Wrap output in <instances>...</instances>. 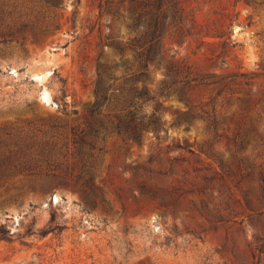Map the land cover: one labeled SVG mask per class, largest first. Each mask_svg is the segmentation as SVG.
<instances>
[{
    "label": "rangeland",
    "instance_id": "1",
    "mask_svg": "<svg viewBox=\"0 0 264 264\" xmlns=\"http://www.w3.org/2000/svg\"><path fill=\"white\" fill-rule=\"evenodd\" d=\"M25 1L1 26L25 40L0 44V137L55 121L95 125L96 65L118 94L140 67L157 0H60L41 20ZM174 1L182 38L170 1L159 58L131 82L154 98L136 99V114L158 104V130L140 144L103 135L79 173L71 135L55 134L77 178L18 176L0 189L11 234L0 264H264V0ZM166 59L204 84L183 98L163 91Z\"/></svg>",
    "mask_w": 264,
    "mask_h": 264
},
{
    "label": "trees",
    "instance_id": "2",
    "mask_svg": "<svg viewBox=\"0 0 264 264\" xmlns=\"http://www.w3.org/2000/svg\"><path fill=\"white\" fill-rule=\"evenodd\" d=\"M25 0H0V44H22L25 37H20L17 27L3 28L5 23H14L12 19L18 16V2ZM32 4L29 12L36 13L37 17L45 18V15L53 14L60 7V0H28ZM173 2L178 33L176 38H182L184 29V19L177 3L174 0H157V7L153 12L147 13L149 16V25L144 32V45L141 47L140 67L137 72L126 80L123 86L115 89L116 93L109 94L112 85L105 86V80L112 78L110 69L103 65H96V79L94 82L93 94L95 100L92 106L87 110L89 114L96 119V124L91 125L86 119H77L72 123H63L55 121L44 125L47 128L41 132L35 130H17L15 132L3 133L0 137V189L6 183L18 176L34 177L43 176L52 179H61L64 183L70 178H77L67 174L69 163L65 154L66 145L61 144L60 138L55 135L58 133L71 135V144L73 147L72 159L75 160L73 167L77 172L84 168H91L90 163L95 159L97 153L102 151L97 146V142L103 135L111 133L118 137L127 139L140 144L145 133L156 132L159 127V119L155 116L158 110V104L152 111L144 114H136V99L142 101H153V97H147L144 90L136 91L131 85L133 78L145 77V71L148 66L153 64L159 58L161 50V40L166 31V10L162 8L169 2ZM26 2V1H25ZM30 15V14H29ZM15 24V23H14ZM180 25V26H179ZM55 27V26H52ZM48 29L39 30L40 33ZM176 34V33H175ZM164 80L162 82L163 91L179 93L183 98V90L188 88L191 83L204 84L203 79L196 77L189 66L183 62L166 59L162 67ZM179 86L180 89H174ZM112 90V89H111ZM76 114V111L73 112ZM42 134V135H41ZM73 164V163H72ZM90 170V169H88ZM50 231L45 230L41 235ZM11 234L5 228L0 226V241H8Z\"/></svg>",
    "mask_w": 264,
    "mask_h": 264
},
{
    "label": "bare ground",
    "instance_id": "3",
    "mask_svg": "<svg viewBox=\"0 0 264 264\" xmlns=\"http://www.w3.org/2000/svg\"><path fill=\"white\" fill-rule=\"evenodd\" d=\"M45 96V95H44ZM43 98H45V97H43Z\"/></svg>",
    "mask_w": 264,
    "mask_h": 264
}]
</instances>
